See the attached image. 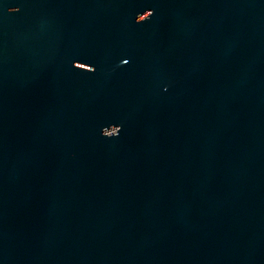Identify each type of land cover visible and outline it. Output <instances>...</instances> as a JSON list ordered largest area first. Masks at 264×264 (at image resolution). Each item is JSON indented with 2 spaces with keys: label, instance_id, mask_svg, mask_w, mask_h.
Segmentation results:
<instances>
[{
  "label": "water",
  "instance_id": "obj_1",
  "mask_svg": "<svg viewBox=\"0 0 264 264\" xmlns=\"http://www.w3.org/2000/svg\"><path fill=\"white\" fill-rule=\"evenodd\" d=\"M0 264H264V0H0Z\"/></svg>",
  "mask_w": 264,
  "mask_h": 264
},
{
  "label": "snow or ice",
  "instance_id": "obj_2",
  "mask_svg": "<svg viewBox=\"0 0 264 264\" xmlns=\"http://www.w3.org/2000/svg\"><path fill=\"white\" fill-rule=\"evenodd\" d=\"M124 63H127V61H124Z\"/></svg>",
  "mask_w": 264,
  "mask_h": 264
}]
</instances>
